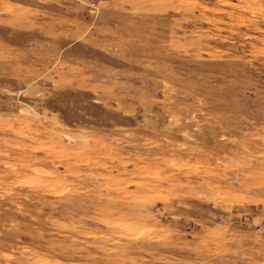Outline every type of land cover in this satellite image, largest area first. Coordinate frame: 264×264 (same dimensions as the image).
Listing matches in <instances>:
<instances>
[{"label":"rangeland","instance_id":"obj_1","mask_svg":"<svg viewBox=\"0 0 264 264\" xmlns=\"http://www.w3.org/2000/svg\"><path fill=\"white\" fill-rule=\"evenodd\" d=\"M0 264H264V0H0Z\"/></svg>","mask_w":264,"mask_h":264}]
</instances>
